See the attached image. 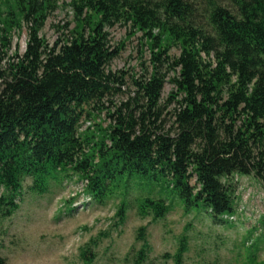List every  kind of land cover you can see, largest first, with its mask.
Masks as SVG:
<instances>
[{
  "label": "trees",
  "instance_id": "16d2710c",
  "mask_svg": "<svg viewBox=\"0 0 264 264\" xmlns=\"http://www.w3.org/2000/svg\"><path fill=\"white\" fill-rule=\"evenodd\" d=\"M71 6V38L50 46L41 32L57 0H0V264H8L4 223L26 190L44 195L76 176L96 203L118 200L121 221L131 208L164 219L169 194L186 214L204 212L217 223L236 213L234 176L264 180V0ZM117 25L141 33L151 55V69L120 104L113 98L125 76L109 69L121 51L108 32ZM24 26L26 49L9 56ZM170 74L167 128L162 97ZM102 112L106 127L80 131ZM137 241L134 264H143L150 250L144 228ZM186 251L182 240L175 264ZM80 256L85 264L95 259L90 248Z\"/></svg>",
  "mask_w": 264,
  "mask_h": 264
},
{
  "label": "rangeland",
  "instance_id": "374dc122",
  "mask_svg": "<svg viewBox=\"0 0 264 264\" xmlns=\"http://www.w3.org/2000/svg\"><path fill=\"white\" fill-rule=\"evenodd\" d=\"M57 1V9L41 32L50 46L71 38L75 27L73 0ZM108 32L112 48H121L109 68L125 76L124 85L113 98L120 104L135 93L134 80L151 69V55L143 46L141 33L133 35L125 25ZM27 40L24 26L20 34H13L9 56L16 50L24 53ZM170 54L178 56L179 50L173 48ZM171 77L162 97L167 128L172 125L173 105L167 103L173 89ZM97 123L108 125L105 112L82 121L80 131ZM233 180L237 184L236 213L229 221L217 223L204 212L186 214L181 203L169 194L172 209L164 219L142 218L131 208L121 221L116 215L119 201L96 203L85 191L86 182L76 176L52 186L44 195L26 190L20 209L4 223L3 256L8 264H85L80 253L90 248L95 256L93 264H134L142 248L137 235L144 228L150 250L143 264H175L182 240L187 251L181 264H264V180L238 175Z\"/></svg>",
  "mask_w": 264,
  "mask_h": 264
}]
</instances>
